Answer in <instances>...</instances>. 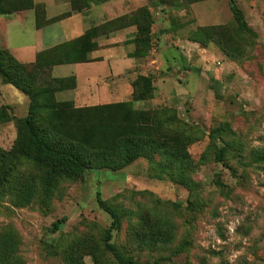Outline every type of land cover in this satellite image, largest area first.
I'll return each instance as SVG.
<instances>
[{"label": "rangeland", "instance_id": "rangeland-1", "mask_svg": "<svg viewBox=\"0 0 264 264\" xmlns=\"http://www.w3.org/2000/svg\"><path fill=\"white\" fill-rule=\"evenodd\" d=\"M202 1L206 2L199 4ZM208 2L221 12H215L213 21L220 22L215 25L229 33L227 39L222 38V47L209 42L195 49L176 44L162 50L161 58L170 61L171 67L163 68L159 77L152 74L158 83L153 94L140 100L134 94L130 100L134 113L149 111L167 130L179 133L176 143L182 150L176 156L190 158L195 167L188 171L199 183L193 193L161 171L163 158L156 153L153 160L139 157L122 169L96 164L78 178L63 177L46 199L43 171L24 160L9 177L14 173V179L21 177L17 191L27 178L35 179L34 195L29 204L22 205L18 195L11 196V184L0 185V231H16L21 240L18 254L26 264H68L66 252L86 234L101 242L112 217L100 207L98 194L124 210L113 241L134 264H264V177L251 158V151L264 145V0H236L253 32L237 26L228 0ZM164 42L159 43L162 49L166 48ZM53 74L62 73L45 70L38 83H47ZM5 86L12 89L13 96L5 95L1 103L12 102L16 108L12 109L14 118L0 125V147L10 149L17 134L16 118L27 115L30 100L15 87ZM122 109L118 116L123 119ZM56 110L60 115L55 117L66 118L64 127L51 124L40 112L42 124L69 141L66 131L75 130L70 111L60 106ZM100 113L103 116L92 113L84 118L101 131L109 114ZM116 120L121 129L124 121ZM222 126L226 131L219 143L214 142L209 131ZM113 131L110 127L109 132ZM101 132L96 131L97 152L104 150ZM223 145L227 149L219 162L216 149ZM64 217V225L53 232V223ZM141 217L168 219L171 240L152 248L140 245L132 233ZM100 251L102 263L89 254L82 257L83 263L118 264L109 251Z\"/></svg>", "mask_w": 264, "mask_h": 264}, {"label": "trees", "instance_id": "trees-1", "mask_svg": "<svg viewBox=\"0 0 264 264\" xmlns=\"http://www.w3.org/2000/svg\"><path fill=\"white\" fill-rule=\"evenodd\" d=\"M96 1L101 2L102 0ZM187 1L193 3L201 0ZM228 2L234 21L238 24L237 26L253 32L236 0H228ZM33 6V0H0V13H10ZM41 9L42 7L38 11V19L41 15ZM152 23L153 17L149 8L142 6L130 16L116 18L101 25L99 33L105 34L122 26L137 25V34L133 39L136 50L133 56L145 57L152 47ZM95 33L94 29L93 31L92 29L89 30L82 37L75 40L74 45L87 42L91 34ZM228 36L229 33L225 27L214 24L198 26L191 38L201 44L216 42L222 47V38L226 37L227 39ZM77 53L76 49L68 50L63 56L48 60L49 53L44 52L38 55L34 63L24 64L17 61L9 49H0V77L2 82L13 85L26 94L30 100L27 115L16 118L17 134L13 145L10 149L0 147L1 187H9L7 184H11V187H9L11 196L14 198L18 195L20 204L27 205L31 202L36 189L35 179L29 180L27 178L24 187L21 186L20 190L17 191L16 187L21 177L14 179L16 173L9 177L11 171L24 160L33 162L43 171L42 184L46 199H49L58 181L63 177L78 178L86 168L93 167L96 164H106L112 169L118 170L130 165L139 157L153 160V155L160 153L163 158L159 164L161 171L166 172L171 180L187 187L190 194H192L194 186L199 183L188 176V171H194L195 169L190 158L186 160L181 156L182 154L176 156L182 150L181 146L176 143L179 135L177 131L167 130L168 127L164 126L162 122L150 117L151 113L149 111L134 113L130 100L97 106L75 107L72 102H56V92L63 88L61 83L64 80L54 78L48 80L45 84L38 83V78L44 68L57 62H64L68 60L66 59L67 56L77 55ZM79 60L86 61L87 59L85 55H81ZM132 86L136 100L146 98L155 91V87H153L154 76L152 74H140L132 81ZM58 106H60V109L67 108L74 121L75 130L66 131V133H70L71 140L69 141L62 137H56L54 132L47 131L42 124L43 120L41 118L43 117L40 112L47 115V119L51 121V124L59 123L60 128L64 127L66 118L62 120L60 117H55V115H60V112L56 110ZM120 108H123L121 110L123 119L118 116ZM11 110L12 108L9 105L3 104L0 106V125L10 122L14 118ZM100 112L109 114V122L107 123L105 120L102 125V132L95 124L86 121L84 118L86 115H94L92 113L101 114ZM116 119L124 121L121 123V129H118V126L115 125L118 122ZM110 127L114 129L113 133L109 132ZM177 130L182 133L181 129L178 128ZM96 131L101 132V135H103L101 146L104 150L102 152L96 151L95 141L98 139ZM225 131L223 126L216 127L209 131V136L214 142H218L221 140V134ZM226 149L225 145L216 149V158L219 162L223 160ZM251 158L261 168L264 177V145L252 150ZM97 200L100 207L112 217L111 226L105 230L101 242L91 234L82 236L66 252L68 264H84L82 257L88 254L93 257L95 262L102 263L103 252L100 251L101 248L109 251L118 264H134L133 258L120 251L113 241V232L120 228L124 210L121 206L102 199L99 194ZM140 221V225L136 223L133 226L132 233L134 240H137L140 245L152 248L171 240L172 225L168 219L141 217ZM64 222L65 217L56 220L53 223L52 231L59 230ZM20 243L21 240L14 229L0 231V264H26L18 254Z\"/></svg>", "mask_w": 264, "mask_h": 264}, {"label": "crops", "instance_id": "crops-1", "mask_svg": "<svg viewBox=\"0 0 264 264\" xmlns=\"http://www.w3.org/2000/svg\"><path fill=\"white\" fill-rule=\"evenodd\" d=\"M208 1H202L204 5H201L200 2L173 0L166 5L153 0H33L31 8L0 13V49H9L16 60L24 64L34 63L44 52L49 53L48 60H53L76 49L77 55H69L68 60L44 68V71L62 73L50 76V79L64 80L63 88L56 92L58 100L71 101L75 107L129 101L134 90L132 81L138 75L155 73L159 77L163 68L171 67L170 61L161 58L162 50L180 44L195 49L201 45L191 38L196 28L220 24L213 19L215 12H221L213 9L215 3ZM142 6H147L153 17V40L149 54L136 57L133 56L136 50L133 39L137 25L122 26L105 34L99 33V27L116 18L130 16ZM91 29L96 33L91 34L87 42L74 45L75 40ZM171 29L174 32H170ZM161 39H165V49L159 46ZM81 55L87 60L80 61ZM158 82L164 83L160 78ZM154 84H158L157 81ZM5 85L0 77V106L6 104L14 110V103H1L5 95L10 99L13 96L12 89Z\"/></svg>", "mask_w": 264, "mask_h": 264}]
</instances>
